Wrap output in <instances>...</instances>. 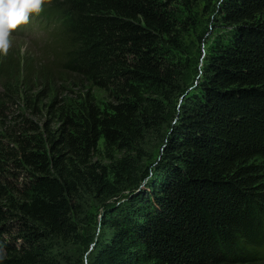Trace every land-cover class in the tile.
Instances as JSON below:
<instances>
[{
    "label": "trees",
    "instance_id": "trees-1",
    "mask_svg": "<svg viewBox=\"0 0 264 264\" xmlns=\"http://www.w3.org/2000/svg\"><path fill=\"white\" fill-rule=\"evenodd\" d=\"M179 4L52 0L45 70L0 55V264L264 261V0L207 2L192 95Z\"/></svg>",
    "mask_w": 264,
    "mask_h": 264
},
{
    "label": "rangeland",
    "instance_id": "rangeland-1",
    "mask_svg": "<svg viewBox=\"0 0 264 264\" xmlns=\"http://www.w3.org/2000/svg\"><path fill=\"white\" fill-rule=\"evenodd\" d=\"M185 0H179V12L184 16L190 17V23L187 25V30L184 32L181 44V52L177 55L179 61V71L181 75L189 74L191 71V83L187 90L190 95L198 91L200 80L203 79L202 69L207 63L205 57L209 54L210 50L214 51V46L219 43L221 39H225L230 32V29L222 27L220 25L219 18H216L215 14L210 15L204 8L207 6V2L210 0H189L190 2L186 5ZM53 27L49 26L45 19H37L32 17L31 21L20 27L17 32L13 33L12 46L8 51L7 55L2 57H9L10 62L13 61L17 65L23 66L24 71L32 70L33 76L39 75L45 69L47 60L52 61L51 47L53 40ZM218 45V44H217ZM49 49V51H46ZM30 67V68H29ZM21 69V67H20ZM12 72V69H10ZM23 71V73H24ZM33 76L31 78H33ZM35 79V78H33ZM196 81H198L196 83ZM5 79L0 78V93L4 90L3 83ZM43 80L38 79L37 82H33L32 89H37L42 84ZM15 84L14 81L11 82ZM78 91L81 87L78 86ZM99 102H104L105 98L102 93H96ZM181 104V97L179 98L178 105ZM20 112V111H19ZM38 120L34 118L33 121ZM174 122V119L173 121ZM149 151L146 156V163H150L158 157L161 145L155 138H151L148 143ZM98 154L99 159L104 160L103 157V141L100 140L98 143ZM91 217H94V212H90ZM93 233L96 234L99 228L95 227ZM87 254V253H86ZM85 254V256H86ZM257 264H264V261H260Z\"/></svg>",
    "mask_w": 264,
    "mask_h": 264
},
{
    "label": "clouds",
    "instance_id": "clouds-1",
    "mask_svg": "<svg viewBox=\"0 0 264 264\" xmlns=\"http://www.w3.org/2000/svg\"><path fill=\"white\" fill-rule=\"evenodd\" d=\"M52 0H0V54L7 55L13 33L39 16Z\"/></svg>",
    "mask_w": 264,
    "mask_h": 264
}]
</instances>
